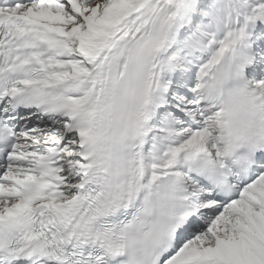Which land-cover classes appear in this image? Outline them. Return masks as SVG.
Instances as JSON below:
<instances>
[{"label":"snow or ice","instance_id":"snow-or-ice-1","mask_svg":"<svg viewBox=\"0 0 264 264\" xmlns=\"http://www.w3.org/2000/svg\"><path fill=\"white\" fill-rule=\"evenodd\" d=\"M0 264H264V0H0Z\"/></svg>","mask_w":264,"mask_h":264}]
</instances>
